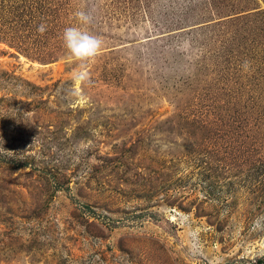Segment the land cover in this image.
Instances as JSON below:
<instances>
[{
	"label": "rangeland",
	"instance_id": "374dc122",
	"mask_svg": "<svg viewBox=\"0 0 264 264\" xmlns=\"http://www.w3.org/2000/svg\"><path fill=\"white\" fill-rule=\"evenodd\" d=\"M0 264H264V0H0Z\"/></svg>",
	"mask_w": 264,
	"mask_h": 264
},
{
	"label": "clouds",
	"instance_id": "9594fccd",
	"mask_svg": "<svg viewBox=\"0 0 264 264\" xmlns=\"http://www.w3.org/2000/svg\"><path fill=\"white\" fill-rule=\"evenodd\" d=\"M74 17L78 23L63 29L62 40L70 57L81 62V65L84 66L87 61L95 58L101 52L104 41L88 30L87 26L92 23V16L89 12L76 11ZM37 31L45 32L46 25L41 23ZM245 67H247V62H245ZM74 79L84 80L86 79V73H76Z\"/></svg>",
	"mask_w": 264,
	"mask_h": 264
}]
</instances>
